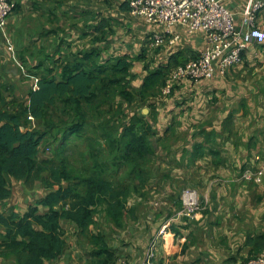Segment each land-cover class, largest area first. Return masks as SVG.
Segmentation results:
<instances>
[{
	"label": "crops",
	"instance_id": "crops-1",
	"mask_svg": "<svg viewBox=\"0 0 264 264\" xmlns=\"http://www.w3.org/2000/svg\"><path fill=\"white\" fill-rule=\"evenodd\" d=\"M14 1L15 11L6 27L0 28V73L11 87L8 100L16 98L26 105L40 75L48 68H55L54 73L59 75L61 69L57 66L73 61L81 51L102 49L105 58L128 55L130 51L120 45L127 43V38L116 34L124 30L123 26L136 27L138 21L145 23L150 33L163 31L160 26L133 17L129 10L123 11L122 5L130 0ZM254 1L223 3L235 15L237 25L247 27L245 13ZM111 20L121 27L96 30ZM254 24L264 31V8L257 13ZM102 31L106 33L100 35ZM175 31L180 39L158 52L154 68L167 65L178 54L180 63H185L204 48L205 33L189 34L181 26ZM108 39L110 42L105 43ZM132 74H138L132 86L139 89L147 70ZM163 90L164 86L160 87L146 101L136 100L132 114L153 127L151 179L144 190L129 198L123 226L114 224L104 205L90 231L101 233L115 251L111 264L141 261L167 221L171 222L173 236L166 244L160 240L156 264H229L232 258L241 262L260 255L264 249L256 251L250 241L264 233V181L244 182L241 175L257 167V157L264 160V43H252L242 61L225 76L198 83L180 80L170 94ZM46 179L48 174L44 173L34 188H28L24 180L10 178L12 194L0 201V213L27 212L51 191L44 185ZM185 189L195 190L207 203V209L195 219H177ZM158 201L164 204L156 206ZM48 211L47 207H38L42 215ZM62 226L64 252L44 264H93L96 248L88 237L72 221L66 220ZM4 232L0 226V241ZM1 252L0 264H17L15 255L4 249Z\"/></svg>",
	"mask_w": 264,
	"mask_h": 264
},
{
	"label": "trees",
	"instance_id": "trees-1",
	"mask_svg": "<svg viewBox=\"0 0 264 264\" xmlns=\"http://www.w3.org/2000/svg\"><path fill=\"white\" fill-rule=\"evenodd\" d=\"M127 6L129 3L122 5V10L130 11ZM105 28L114 30L109 21L101 23L96 30L100 32ZM108 42L110 39L105 43ZM103 52L98 48L81 51L73 61L57 66L61 69L59 75L54 73L55 68H48L38 78V89L29 92L27 105L16 98L8 100L11 87L4 83L0 73V201L7 200L12 194L8 184L10 178L24 180L29 187L46 173L48 179L44 185L51 190L22 215L0 213V226L5 228L0 254L4 249L15 255L17 264H44L59 258L66 247L62 226L66 220L76 224L96 248L93 264H111L115 251L109 248L101 233L90 231L95 223L94 217L106 205L108 217L116 226H123L129 198L144 190L151 179L155 156L152 125L134 114L116 136L111 128L98 130L99 125H89L83 108L99 104L101 100L111 104L110 98L116 96L126 102L146 101L165 86L172 69L184 63H180L178 54L167 65L147 68L140 88L134 92L130 85L133 64L128 55H108L105 58ZM59 104L65 110L73 111L71 121L66 123L62 146L72 136L83 138L91 126L93 135L108 145V160H98L104 150L91 149L93 165L86 169V176L76 175L66 158L58 163L39 160L50 132L47 129L55 126L53 112ZM31 120H42L46 130L30 129ZM93 140L92 136L86 137L87 142ZM120 172L124 177L117 179ZM39 206L49 208L48 213H38ZM250 243L256 251L263 250L264 233L252 238ZM249 259L238 262L232 258L229 264H246Z\"/></svg>",
	"mask_w": 264,
	"mask_h": 264
},
{
	"label": "built area",
	"instance_id": "built-area-1",
	"mask_svg": "<svg viewBox=\"0 0 264 264\" xmlns=\"http://www.w3.org/2000/svg\"><path fill=\"white\" fill-rule=\"evenodd\" d=\"M15 8L14 0H0V28L6 27ZM129 8L133 17L163 29L147 39L145 48L149 53L158 52L166 44L178 41L180 34L175 31L176 26L183 27L189 34L203 32L206 35L205 46L200 53L172 69L165 80L164 94H170L174 83L180 80L198 83L218 75L225 76L242 61L244 52L252 43H264V31L254 24L257 13L264 8L263 0L254 1L247 9V27L237 25L235 15L226 8L223 0H130ZM35 89H38V80ZM256 162V168L242 173L244 182L260 184L264 181V160L257 157ZM163 204V201L156 202V206ZM206 209V201H202L195 190L185 189L177 219H195ZM171 236V222L167 221L151 241L145 257L136 264H156L160 240L166 244ZM118 264L132 263L123 260ZM246 264H264V252L250 258Z\"/></svg>",
	"mask_w": 264,
	"mask_h": 264
},
{
	"label": "rangeland",
	"instance_id": "rangeland-1",
	"mask_svg": "<svg viewBox=\"0 0 264 264\" xmlns=\"http://www.w3.org/2000/svg\"><path fill=\"white\" fill-rule=\"evenodd\" d=\"M135 24L138 25L136 27H132L131 25L123 26L124 30H122L121 33H116L120 36V38H127V43H120V45H123V48L130 51L128 57L129 59H131L133 67H135L131 70V76L133 75L132 73H134V71L136 70H146L147 68L148 70L153 69L154 64L157 60L155 56L159 52L149 53L146 50L144 45L146 44L147 39L153 33L149 32V28L147 29L148 26L145 23H139L138 21H136ZM110 26L116 27V29L121 27V25L114 20L110 21ZM106 31L109 32L107 29ZM105 33V31H102L100 35H104ZM109 34H113V32H109ZM137 76L138 74H134L130 82L131 89L134 92L137 91V89L136 87L132 86V83L135 81ZM123 99L124 98L120 96H116L114 98H110V100H112L111 104L107 103L106 100H101L99 104H96L94 106L85 105L83 109L89 125L94 124L96 127L97 125H99L98 130H102V128H111L115 135L119 136L123 129V126L130 122L134 107L136 106V100L126 102ZM65 109L66 108L63 105L59 104L58 107H56V110L53 112L54 117L52 119L55 122V126L53 129H47L50 132L42 148L44 149L42 150V160L58 163L61 159L66 158L76 175L86 176L88 175L86 169H89L93 165V161L90 158L91 149L94 148L97 151L104 150V155H101L98 160H108V145H106L107 143L105 142V140L99 139L98 136L93 135V127L91 126L90 130L88 129L83 138L72 136L62 146L61 140L64 136L66 123L71 121V115L73 114V111H68ZM135 115L139 116L138 114ZM28 127L30 129H36L42 132L46 130V127L44 126V122L42 120H31ZM87 136H92L94 140L92 142H87ZM123 177V172H120V174L117 175V179H121ZM68 184L69 183H65V185ZM30 187L34 188L35 183L28 188ZM96 226L97 224H95V227Z\"/></svg>",
	"mask_w": 264,
	"mask_h": 264
}]
</instances>
